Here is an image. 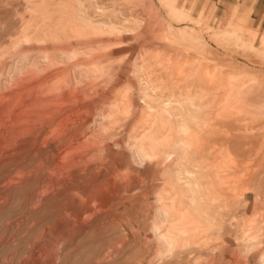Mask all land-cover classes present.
Returning a JSON list of instances; mask_svg holds the SVG:
<instances>
[{
	"label": "rangeland",
	"instance_id": "rangeland-1",
	"mask_svg": "<svg viewBox=\"0 0 264 264\" xmlns=\"http://www.w3.org/2000/svg\"><path fill=\"white\" fill-rule=\"evenodd\" d=\"M38 1L0 0V52L39 24V17L28 7ZM50 4V12H55L50 23L37 29L45 41L23 43L6 54L0 61V79L18 54L25 62L35 52H56L66 63L52 67L53 87L61 80L79 79L78 72L83 70L93 93L106 96L94 101L98 108L88 124L93 125L94 117L110 119L103 143L112 151L97 176L88 173L42 196L37 185L53 167L57 154L53 143L39 144L30 155L19 153L0 160V264H264V0H79L89 19L115 24L121 32L72 33L59 40L53 36L49 40L48 31L64 19L65 11L76 12L78 8L71 7L78 4L75 0H51ZM135 19H142V24L127 31ZM93 37L99 45H91L88 39ZM93 48L104 55L94 61L105 67L97 80L91 76L98 71L96 64L65 59L67 53ZM140 57L155 64L153 74L161 78L167 94L176 87L194 90L200 84L204 88L201 101L209 103L202 108L195 160L205 173H218L222 188L229 189L227 208L214 219L215 206L208 210L209 216L198 217L197 230L186 235L187 243H179L173 252L159 239L172 224L170 211L166 220L160 213L171 199L179 208L186 206L188 194L175 180L179 156L167 147L156 162L139 165L128 143L138 138L141 117L151 121V132L173 135L167 146L180 133L174 113L165 111L162 100L146 96L135 65ZM62 67L65 70L58 72ZM44 75L36 68L24 79ZM232 77L238 79L237 86L226 97L220 86ZM245 88L246 101L235 100ZM147 104L149 113L144 108ZM167 122L174 127L169 133L162 125ZM134 149L141 152L137 144ZM31 163H40V168L32 170L29 179L6 185L16 171H30ZM161 196L167 198L162 203Z\"/></svg>",
	"mask_w": 264,
	"mask_h": 264
},
{
	"label": "bare ground",
	"instance_id": "bare-ground-1",
	"mask_svg": "<svg viewBox=\"0 0 264 264\" xmlns=\"http://www.w3.org/2000/svg\"><path fill=\"white\" fill-rule=\"evenodd\" d=\"M75 1L78 5L69 7H71V10L78 8L77 11L74 13L73 11H65L64 19L55 25V27L53 26V29L48 31L47 36H49V40H51L52 36L55 40L65 39L72 33L77 35H80L81 33L90 35L92 32V34L97 36L99 33L104 34V32H110L113 34L121 32L120 28L115 24H107L102 21H93L89 19V17L86 16V12H84L79 5V0ZM50 2L51 0H40L38 2H33L28 6L29 9L39 17V24H37L35 29L30 32H20L23 33V35L11 42L9 48L0 52V61L3 62L6 54L8 55L11 51H16L23 43L27 44L32 41L37 42V44L43 43L42 40H44L43 38L45 36H43L42 31V34L38 32V27H40V24L42 23H50V17L53 12H50ZM134 21L135 23L132 25L133 27L127 29V31L132 30L135 27L138 28L143 22L142 19H135ZM35 22H37V20H35ZM88 41L92 43L91 45H99L96 37L89 38ZM45 46H47V43ZM61 46L63 47V45ZM54 50H56V48ZM100 52L101 51L96 50V48H93L88 52L77 50L73 54H65V59L66 61L72 59L73 61L74 59L83 60L85 63L89 62L96 64L98 71L92 73L91 76L93 80H97L105 73V67L102 65V62L96 63V60L101 59L104 56ZM16 56L17 57L14 60L11 58L13 63L11 68L4 72V79H0V92L2 93V95H0V160L7 161L9 158H12L19 153L30 155L31 152L36 153L39 144L45 145L46 143H53L57 150V154L53 167L50 163L51 172L40 184L37 185V192L40 196L52 193V191H60V189L65 188V185L68 183L75 181L88 173L90 174V177L97 176L100 173L101 167L104 166L103 164L107 159L108 154L112 151V148L109 145L103 143L104 135L108 130V123L111 121L110 119L102 117H94L93 125H89L88 119L92 116L95 108H98L94 104L96 98H104L106 96L101 94L100 91L93 93L94 86L91 81H86L87 74L83 70H79L78 72L80 76L79 79L67 81L65 83L61 80L59 84L58 82L56 83L58 85H56L57 87H53L52 67H59L66 63L62 60L63 57L56 54V52H35V54L28 55L25 62V58L22 54ZM150 60V58L140 57L135 63L137 74L140 77L139 80L142 82L146 91V96L150 98L151 101L162 100V107H164L165 111L174 113V119L178 122V132L180 133V136L177 140L173 141L171 146H167V142H169L168 140L171 141L173 135L171 136L167 133L165 135V133L159 131L151 132V121L146 117L142 120L141 117L139 136L134 141L128 143V146L130 148L129 152L131 157L139 165L156 162L167 147L174 150L173 152L177 153L179 156L178 159L181 163L175 180L177 184H179V181L181 182L180 186L185 192H187L188 200L184 208H179L174 203V200L171 199L168 205L165 203L166 210H161L160 213L162 219L166 220V214L168 210L170 211L169 216L171 217L172 224L169 223L170 225L167 230L160 233L159 239L165 244L167 251L173 252L176 251V247L179 243H182L183 245L187 243L186 241H183V238H185L186 235L192 234L197 230V226L195 225L198 222V217L202 214L208 215V210L215 206L218 211L215 214L212 213L213 216L211 217L214 219L216 215L221 213L222 208H227L229 189L226 191L222 188V179L218 173L212 171L205 173L203 170L204 166L198 164L195 160V153L199 147L197 130L199 126L203 124L202 108L209 103V101H201L204 97V88L200 84L194 90H191L189 87L180 90V87H176L171 93L167 94V92H164L165 86L160 80L161 78L159 79L157 75L153 74L154 70L152 67H154L155 64ZM36 68H39V72L44 73L45 75L38 79L25 80L24 78L27 74L33 73ZM1 70L2 66L0 65V73ZM64 70L65 68L62 67L58 72H63ZM197 72L195 71L194 73ZM68 73L72 74V70H69ZM237 81L238 79L236 77H232L227 79L224 85L220 86L225 92L226 97H229L230 93L234 91L237 86ZM55 82L56 80L54 83ZM247 92V88L240 90L236 95L235 100L245 102L248 95ZM128 93L126 91L125 94ZM170 94H177L179 98L173 99L172 96H168ZM211 96L213 95L211 94L210 97ZM112 98L114 99V96ZM111 102L114 101L112 100ZM113 107H116V105H113ZM144 108L149 113L151 106L147 104ZM243 111H245V109ZM135 116L136 112L133 113L134 118ZM162 125L167 132L174 129L171 122ZM134 144L141 147V152L134 149ZM115 145L117 147L121 146L119 143H116ZM104 149L107 152L106 155L103 153ZM46 164L49 165V161H47ZM115 164H117V162ZM175 165L176 164H174V166ZM39 166L40 163L38 165L31 163L32 169H30V171H27L26 169L16 171L10 176L6 185H16L18 184L16 182L18 179L20 181L29 179L32 170L39 169ZM38 173L39 171L37 174ZM95 179H97V177ZM121 196L122 195H120V197ZM165 199L167 198L161 196L159 201L162 203ZM229 203H231V201H229ZM91 215H94V213ZM90 218L92 217H89V219Z\"/></svg>",
	"mask_w": 264,
	"mask_h": 264
}]
</instances>
